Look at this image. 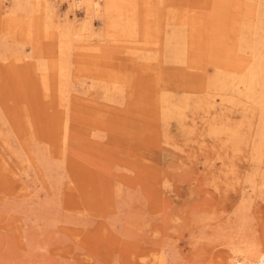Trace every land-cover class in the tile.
I'll return each instance as SVG.
<instances>
[{
  "label": "rangeland",
  "instance_id": "rangeland-1",
  "mask_svg": "<svg viewBox=\"0 0 264 264\" xmlns=\"http://www.w3.org/2000/svg\"><path fill=\"white\" fill-rule=\"evenodd\" d=\"M159 1L202 18L192 74L169 67L163 79L154 60L142 59ZM2 2L0 264H229L235 256L262 264L259 111L207 41L214 29L227 32L239 8L224 0H100L98 12L76 9L75 24L90 23L86 38L104 42L98 52L73 47L70 77L59 80L37 68L40 54L60 53L57 33L38 27L35 42L29 18L8 17L12 2ZM58 5L63 30L67 6ZM229 33L228 43L236 38ZM200 71L216 74L220 86L196 82ZM59 84L69 90L68 122Z\"/></svg>",
  "mask_w": 264,
  "mask_h": 264
},
{
  "label": "bare ground",
  "instance_id": "bare-ground-1",
  "mask_svg": "<svg viewBox=\"0 0 264 264\" xmlns=\"http://www.w3.org/2000/svg\"><path fill=\"white\" fill-rule=\"evenodd\" d=\"M2 1L3 0H0V6L3 4ZM99 1L100 0H43L42 4H39V1L37 0H11L12 3L10 6L5 7V12L8 17L15 16L29 18L30 22L28 23L27 33L28 35H30L29 37H31L35 42L37 34L39 32L36 30V28L38 27H42L47 31L53 30L57 33V37L59 39L60 53L58 54V56H51L49 57V59L47 58L46 60H43L44 58L40 54L37 58V66H39L37 68L46 71L52 70L54 75L59 80H61V78L65 77L66 79H68L70 77V64L72 62L71 51L73 47L76 49H80L77 51L86 50L87 52H90L92 50L94 52H98L104 42H100V40H93V42H91V40L86 38L88 35L87 30L90 29L88 28L90 27V23L86 22L84 18L82 19L84 22L81 21L80 26L75 24V22H77L75 19L76 9L82 8V11H84V16H87L90 13L100 11ZM224 1H226V5L229 4L230 10L232 8L234 10H238L239 8L241 14L238 18H240V21H238L237 16H235L237 14H235L234 16L231 15L229 18L230 21L228 23L227 32L224 34L220 32V28L214 29L210 32V34L207 35L209 39L206 40L209 42V47L213 48V50L217 52L222 53V57L224 58V62L222 61L223 65L226 67L227 70L231 69L232 71L231 74H226L229 80L232 79L233 81H237L238 84L242 85L245 91L244 93L246 94V98L250 99V101L253 102L254 105L257 107L259 111V116L257 119L258 122L255 135L257 136L258 141L264 144V37L261 35V33H264V0H235L234 2H229L230 0ZM58 3H66L67 6V9H65L66 21H64L67 26H65L63 30L60 29V22L58 20V13L56 11V6L58 5ZM221 8L222 7L216 8L215 12H218L217 9L220 10ZM212 10H214V8ZM151 12H153V19L151 20V23L154 26L152 30H149L151 27L146 29L144 47L147 54L143 55L142 59L147 62H149L150 60H154L158 64L160 78L165 77V74L167 73L166 69H168L169 67L180 68L182 72H179L177 75L181 76L184 72L189 74L194 73L197 70L194 65L197 61H195L193 57L195 55V51H197L196 49L199 48L198 45L201 44L202 41L204 43L203 36L205 32L203 30L202 18L197 14L188 15L186 14L187 12L181 13L177 9L174 10V8H167V6L165 4H162L161 2L154 6V9ZM212 13L214 14V12ZM216 14L218 15V13ZM71 16L72 18L70 19ZM209 16L212 17L211 20H214L212 15ZM209 16L207 17L210 18ZM244 18L247 20H244ZM87 23L89 24L88 27L86 25ZM228 33L236 37L234 39H230V43H228L229 40L226 39V34L228 35ZM90 36L91 35H89V37ZM206 47L208 48V46ZM233 49H237L243 53L242 59L237 58V56L233 52ZM32 52L33 54L30 56V59H33L32 65L36 67V48H32ZM215 60L216 59H214V61ZM205 64L207 65V63ZM201 71H203V69ZM195 75H201L202 78L197 79L198 81L196 82L203 84L204 87L212 88L213 86H220L219 84H217L216 74L205 71L201 73L198 72L197 74L195 73ZM227 77H225V79L228 80ZM186 80L188 81V85L191 84L189 82V79ZM187 81L179 82V85L182 86L184 84V86H186L185 84L187 83ZM220 81L222 82L221 79ZM233 84L234 82H232V85ZM222 85L223 84H221V86ZM58 90L59 92H62L63 99L65 100V109L63 110L64 120L65 122H68L67 116L69 104V90L66 89L65 86L62 84H59L57 91ZM163 97L164 96H162V98ZM67 126L68 125L64 126L63 129L65 133H67ZM229 135L232 136V133H230ZM235 135L236 133L233 134L234 138L238 136V134L236 136ZM231 136L229 137L231 138ZM262 148L264 147L262 146ZM259 151H261V149ZM162 260V257H159L156 258L154 261L160 263L162 262ZM241 260L243 259L239 258L238 256H235L229 264H250L247 263V261ZM262 264H264V261H262Z\"/></svg>",
  "mask_w": 264,
  "mask_h": 264
}]
</instances>
